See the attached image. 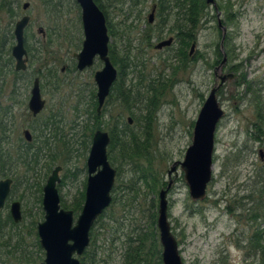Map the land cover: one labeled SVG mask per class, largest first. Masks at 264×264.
<instances>
[{
    "label": "rangeland",
    "instance_id": "1",
    "mask_svg": "<svg viewBox=\"0 0 264 264\" xmlns=\"http://www.w3.org/2000/svg\"><path fill=\"white\" fill-rule=\"evenodd\" d=\"M18 1L17 13L32 18L27 30L31 56L24 74L0 73V112L6 108L9 112L7 135L14 146L17 145V139L22 137L23 129L30 130L29 127H35L45 117L42 114L37 121L29 118L27 102L32 80L38 77L48 84L41 75L46 73V69L56 67L57 71L64 65L71 68L72 54L79 52L83 38L77 6L66 4L64 9H60V16L45 2ZM113 1L103 0L108 24L114 32L110 36L109 46L116 58L126 64L123 75L125 86L139 94L141 102L133 109L134 115L139 117L144 114V107L153 99L154 92L147 91V85L155 86L156 93H160L154 100L157 102V111L154 113L149 148L151 165L142 161L140 167H148L160 183L167 185V171L173 162L183 161L185 151L192 142L196 117L217 81L214 70L219 67L222 58L218 65L214 64L215 46L219 42L216 23L212 19L214 11L210 6L207 9L196 33L192 54L189 55L190 45L186 49L187 55L181 56L176 41L168 48L154 49L157 43L169 38L167 30L171 25V21L167 20V26L162 31L163 37L157 38L151 30L161 24L162 18L155 16L154 23L148 29L147 16L155 0H142L135 7L129 2ZM24 2L31 5L23 13L21 5ZM227 2L231 4L230 13L234 21L226 26L229 36L226 48L229 53H224L225 47L224 52L221 48L226 60L218 73L233 74L234 77L216 92L224 116L215 131L212 179L205 198L200 202L190 199L183 172L179 168L176 175L170 178L172 185L167 196L168 221L183 264H250L251 259H248L244 247L258 227L257 223L245 219V210L252 206L245 195L252 189V179L260 163L258 149L262 147L250 136L254 107L246 94L241 95L245 85L240 86L243 79L239 75L247 73V80L253 82L260 101L264 102V0H216L221 7H225ZM223 12L224 17H227L226 11ZM59 16L62 18L61 23ZM224 17L221 11V19ZM4 21L7 23L4 14H0V32ZM57 25L61 27L63 36L70 34V39H60L61 50L59 41L52 43V39L43 40L37 33L38 29L45 31ZM43 47L47 49L45 52ZM232 66H237L236 73L229 71ZM101 68V63L96 61L85 72L61 74L62 80L59 82L63 81L64 85L57 91L50 92L48 89L49 93L45 90L43 93V98L49 104L48 111L54 109L58 122L55 130L49 134L48 149L44 151L36 171L43 165H50L47 178L54 167H62L57 189L61 204L68 207L84 190L86 160L91 146L90 121L85 111L89 110L91 92H96L93 75ZM13 86L17 90L11 93ZM15 97L12 103L10 99ZM130 117L124 113V122ZM137 123L132 119L128 126L138 133L140 125ZM102 130L107 132L103 126ZM51 134H54V138ZM58 139L64 142L68 150L64 165L60 163L63 157L58 155L54 161L51 158L53 153L58 154L63 150ZM114 153L117 155V151ZM112 167L116 171L111 191L114 202L91 228L90 244L86 250V258L89 260L94 257L96 264H122L128 240L138 230L146 231L153 206L157 213L160 188L155 192L145 187L139 180L140 172H132L129 165L115 162ZM23 173L24 169L18 168V175L29 177L28 183L21 184L19 180L14 182L9 199L0 211V222L3 224L0 230V264H43L44 251L37 248L39 241L35 228L43 220L41 204L37 200L39 192L36 182L40 181L31 172L28 175ZM129 187L133 188V192L126 190ZM12 201L21 203L23 217L14 228L8 223V207ZM79 213H75L74 220ZM9 237L12 239L9 240ZM17 238L21 239L18 244Z\"/></svg>",
    "mask_w": 264,
    "mask_h": 264
},
{
    "label": "water",
    "instance_id": "2",
    "mask_svg": "<svg viewBox=\"0 0 264 264\" xmlns=\"http://www.w3.org/2000/svg\"><path fill=\"white\" fill-rule=\"evenodd\" d=\"M81 12V23L84 40L81 51L75 54L76 69L83 71L93 65L96 57L101 61L102 68L94 74L96 85V111L99 113L104 102L110 94L111 87L117 78L115 67L108 56L109 36L106 20L103 12L93 0H75ZM205 3L214 9L217 17V27L222 31V41L226 28L220 20L216 0H205ZM148 23H153L154 7L148 15ZM28 22V17L22 18L16 24V45L12 48V57L15 61V71H24L27 67V54L23 47V29ZM173 42L170 37L155 45V50L169 47ZM195 43L190 47V53ZM226 60L225 55L219 67L214 70L216 83L203 103L193 126L191 145L185 151L182 162H173L167 171L169 181L165 188L158 192L156 228L161 247L162 264H183L176 238L172 234L168 221L167 196L172 185L171 176H175L179 168L183 172L189 197L194 202L203 201L206 189L212 179L214 138L218 123L224 116L220 107L216 92L228 80H232L233 74L220 75ZM44 102L40 99L39 81L34 79L29 100V110L37 115L43 108ZM128 124L131 119L127 118ZM27 140H30L27 131L24 132ZM110 138L107 132L96 130L91 140L88 157L86 160L87 180L85 185L84 202L82 209L74 220L71 211H65L60 207V199L56 185L60 182L58 173L60 167H56L42 189L43 221L37 226L39 244L45 253L43 264H81L82 256L90 244V230L96 220L104 213L112 202L111 191L114 186L116 171L108 160L107 148ZM260 159L263 151L259 150ZM12 181L5 179L0 181V211L3 209L10 193ZM9 214L14 223L21 221L20 203L12 202Z\"/></svg>",
    "mask_w": 264,
    "mask_h": 264
},
{
    "label": "trees",
    "instance_id": "3",
    "mask_svg": "<svg viewBox=\"0 0 264 264\" xmlns=\"http://www.w3.org/2000/svg\"><path fill=\"white\" fill-rule=\"evenodd\" d=\"M140 1L142 0H114L113 2H129L133 5V7H135L140 3ZM94 2L104 13L109 36H113L114 32L108 24L107 13L104 10L103 5L99 2V0H94ZM154 4L156 5V15L154 11V20L156 16L158 19L162 18V21L160 25H155L154 29L151 30V33L153 32L154 36H157V38L161 37L162 31L167 26V20H170L171 25L168 27L167 34L169 38L171 37L173 39L172 44L175 41L179 44V51L181 50V56L187 55L186 49L190 45L195 43L194 41L196 39V33L209 6L205 3V0H155ZM230 7L231 4H228V2L225 7L217 5L218 11H220V13L222 11L223 17V11H226L227 15V17H224L223 20L221 19L220 15L221 23L226 28L222 46V31L217 27V17L214 9L212 8L214 11L212 19L215 20V29L219 34V42H217L215 46V65H218L219 60L223 56L221 48L224 52V47L226 48L228 45L229 36L226 26H229V23L234 21L232 20ZM153 23L149 24L147 22L146 25L148 29ZM145 38H147V35H145ZM224 53L228 55L229 52L227 48ZM109 58L113 66L118 70V78L112 86L110 94L107 97L102 108L101 114H97L94 92H91V103L89 104V110L87 109L85 111L88 117V121H90L89 132L91 134L89 137L92 140L95 131L102 130V126L105 127L110 138V142L107 148V154L111 166L112 163L115 162L131 166L132 172H140L139 180L142 181L141 183L145 187L157 192V188L161 189L166 184L162 182L160 183V181L156 177V174L149 171L148 167L146 169H142L140 167V164L142 161H144L146 164H148V166L151 165L149 148L152 142V125L154 122V113L155 110L157 111V102H154V100L160 93H156L157 90L155 86L151 84L147 85V91H149L150 93L154 92L153 99H150L148 104L144 107V114L141 115L142 117H136L133 113V109L139 104V102H141V100H139V94L136 90L127 88L125 86L123 75L124 66L126 64H123L122 60L116 58L114 51L110 49V46ZM236 68L237 66H232L229 71L236 73ZM11 72L13 75H15L12 66L9 69V73ZM239 76H242L243 79L241 81L242 84L240 83V86L242 87L243 84L245 85V88L241 95L246 94L251 106L254 107V120L252 122L253 131L250 136L254 142H257L262 147L258 149L259 152V150H264V102L260 101V96L257 92V89L254 87V85H252L253 82L250 83V80H247V73H242ZM124 113L131 116V121L132 119L136 123L140 121L139 123H137L140 125V130L138 131V133L134 132L131 127L128 126L130 125L128 124V121L124 122ZM58 141L61 143L63 150L62 152L59 151L58 154L53 153L51 158H54V161L55 159L57 160L58 155L59 157H63L60 163L64 165L66 164L65 159L66 157H68V150L65 147L64 142L62 143L61 139H58ZM44 151L45 150H43L39 154H36L25 148L14 149L13 151L0 148V178L12 177L14 180L21 181V184H27L29 181V177L25 178L24 175L23 177H21V175L17 174L18 168L21 167L24 169L23 174L28 175L31 172L34 176L36 175L35 177L40 181L36 182L39 192V196L37 198L39 204L41 202V183L45 180V174L47 175V173L50 171V165L48 167H44L43 165L42 168L36 171L41 157L44 156ZM115 151H117V155L114 153ZM259 161L260 163L252 179V189L245 195V199L249 200V202L252 204L250 208L245 210V219L250 221L251 223H257L258 225V227L249 237L245 245L246 247H244L247 250L248 259H251L250 264H264V242L262 241L264 238V160L259 159ZM34 171H36L37 173L35 174ZM42 175L43 177L41 179ZM126 190L128 192H133L132 187H129ZM83 200L84 190L80 193L79 197L74 200L73 204L70 205V207L64 204H62V207H64V209H70L74 213H76L77 211H81ZM112 202H114L113 199ZM241 207L243 206H240V208ZM152 210L153 212L150 215L149 226L148 228H146V231L143 232L142 230H138L135 236L128 240L122 259V264H162L161 247L159 246V240L157 238V213L155 211V206H153ZM10 227L14 228L17 227V225L10 223ZM1 228L2 225L0 226V230ZM8 239L10 240L12 238L9 237ZM16 241L18 244L21 239L17 238ZM37 248L40 251V245H37ZM86 254L87 252L85 251L84 255L81 258V264H96L94 257L89 258L88 260V258H86Z\"/></svg>",
    "mask_w": 264,
    "mask_h": 264
},
{
    "label": "flooded vegetation",
    "instance_id": "4",
    "mask_svg": "<svg viewBox=\"0 0 264 264\" xmlns=\"http://www.w3.org/2000/svg\"><path fill=\"white\" fill-rule=\"evenodd\" d=\"M39 1L41 3L42 2H45L46 6H49L54 13L57 12V14H59V15L62 14L61 10L64 9V7L66 6V4H69L70 5V3H71L72 6H77L78 7V10L80 12V8H79V6H78V4L76 3L75 0H39ZM99 2L104 7L103 0H99ZM19 3H20V1H18V0H0V14H4L5 20H7V23H6V21H4L3 27L1 28V32H0V73H3V75L6 74V73H9V69H10L11 66H13V71L15 73L17 72L18 74H24V72H26V70H27V67H26V70H24V71H15V69H14L15 61H14V59L12 57V48L16 45V37H15V33H14L15 32V28H16V24L19 21H21L22 18H24V17H28V22H27L26 26L23 29V39H24L23 40V47H24V49L26 51L28 61H29V57L31 56V53H30L31 52V49L29 47V43H28V40H27V37H28L27 36V30L31 26V23H32L31 22V19L32 18L29 15L23 14L22 16H20V13H17L18 11H16V6ZM30 5H31V3H28V2L22 3V5H21V11L23 13L26 12L29 9V6ZM152 7H154V11H155V15H156V5L153 4L151 6V8ZM151 8H150V12L152 10ZM60 16H59V18L58 17L57 18H58L59 22L61 23L62 18ZM147 19H148V16H147ZM105 20H106V18H105ZM147 22H148V20H147ZM80 24H81V34H82V37H83L82 40H81V48H82V42L84 40V35H83V29H82V23H81V12H80ZM106 27H107V23H106ZM61 31H62L61 27H59V25H57L56 28H54V29H49L48 28V30H45V31L43 29H38L37 33L41 36V38L43 40H48V39L50 40V39H52L51 40L52 43L53 42L56 43L57 41H59L58 47L60 48V46H61L60 39H64V40L65 39L66 40L67 39H70V34H67L66 36H63V34H61ZM107 31H108V28H107ZM108 36H109V34H108ZM109 39H110V36H109ZM67 42L69 43V40ZM165 48H168V47H165ZM69 49H70V46L68 47V50ZM108 49H109V45H108ZM46 50L47 49H45V47H43V51L45 52ZM60 50H61V48H60ZM38 51L40 52V50H38ZM80 51H81V49L79 50V52ZM78 53H73L72 54V65H71V68H69V67H67V66L64 65L63 66L64 68L61 67L60 69L57 70L58 71L57 72L56 71V67L55 68L50 67L49 69H46V67H45L46 73L45 74H41V75H42V78H45L46 81H48V84L47 83H43L42 82L43 79L40 81V79L38 77L37 78L36 77L34 78V79H38V81H39L40 99L44 102V105H43L42 110L37 115H33L32 112L29 110V100H30V97H31V89L33 87L34 79L32 80V86H31V89H30V92H29V98H28V102H27V109H28V112L30 113L29 114V118L32 121H37L42 114H45V117H44V120L43 121H40V123L38 125H35L36 128L35 127H32V126L29 127L32 132L29 129H27V128L23 129L22 130V137H19L17 139V145L16 146H14L12 144V142H10L8 140L9 137H8L7 133L9 132V128H8V125L6 124V122H8V120L10 119L9 112L7 111V108L4 109L3 112H0V148L7 149L9 151H13L14 149H18V148L19 149L25 148V149H28V150L36 153V154H39L43 150H47L48 149V145H49V134H50V132H52V131L55 130L58 121L56 120L57 114L54 112V109H52L50 112L48 111L49 104H47L46 103V100L43 98L44 90L49 93V91L50 92H54V91H57L58 88L62 87L64 85L63 81L59 82L60 80H62V79H60L62 77L61 74L82 73V72H85V71L89 70L94 65V63L96 61H98V62L101 63V61L98 59V57H96L94 59V61H93V65L91 67L86 68L83 71H78L76 69L77 62H76V58H75V54H78ZM189 53H190V51H189ZM191 54H189V55H191ZM108 56H109V50H108ZM28 61H27V66H28ZM101 65H102V63H101ZM116 72H117V78H118V74L119 73H118V70L117 69H116ZM93 77H94V75H93ZM117 78H116V80H117ZM93 81H94V79H93ZM45 85H46V87H45ZM19 89H21V87ZM48 89H49V91H48ZM111 89H112V87H111ZM16 90H17L16 86H13L12 89H11V93L12 92H15ZM94 96H95V100H96V92H95ZM15 99H16V97L13 98V99L11 98L10 100L13 103V101H15ZM104 104H105V102H104ZM96 108H97V100H96ZM102 108H101V110H100L99 113L97 112V114H101ZM25 131L28 132L29 137H30V140H27L26 139V137L24 135V132ZM51 135H52L51 137L54 138V134H51ZM258 156H259V159H260L259 152H258ZM260 160H264V155H263L262 159H260ZM56 167H60V166H56ZM56 167H54L53 170ZM60 168L62 170V167H60ZM52 171H51V173H52ZM34 173L36 174L37 172L34 171ZM51 173H50V175H51ZM59 173H58V176H59ZM86 174H87V170H86ZM31 175H33V173H31ZM49 176H47V178ZM42 177H43V175L41 176V179H42ZM47 178H46V174H45V180L46 181H47ZM5 179H10L12 181L11 186H10V192H11L13 183L16 182V181H18V180H14L12 177H1L0 178V181L5 180ZM86 180H87V176H86ZM57 185H56V187H57ZM85 185H86V181H85L84 186ZM42 189H43V186H42ZM42 189H41V193H42ZM84 194H85V189H84ZM9 195H10V193H9ZM9 195H8V197L6 199V202L9 199ZM58 195H59V192H58ZM59 199H60V195H59ZM6 202H5V205H6ZM12 202H15V201H12ZM83 202H84V200H83ZM11 203L9 204V207L8 208H10ZM40 204H41V207L40 208L42 209V195H41V202H40ZM5 205H4V207H5ZM82 206H83V204H82ZM60 207H61V209L65 210V211H71L73 213V216L75 215V213L72 210H70V209H64L62 207L61 199H60ZM20 211H21V203H20ZM42 212H43V210H42ZM43 216H44V213H43ZM22 218L23 217H22V211H21V221H22ZM21 221H19L18 223H14L12 221L11 217H10V214H8V223L9 224L10 223H13L15 225H18ZM41 222H39V223H41ZM39 223H37L36 226H35V228H36V234H37V226H38ZM1 225L3 227V224H1V222H0V226ZM38 241H39V239H38ZM82 256L79 257L80 262H81V257ZM44 258H45V253H44ZM43 261H44V259H43Z\"/></svg>",
    "mask_w": 264,
    "mask_h": 264
}]
</instances>
